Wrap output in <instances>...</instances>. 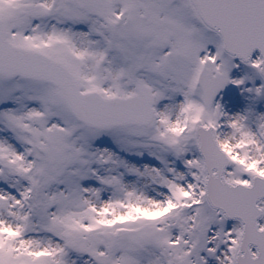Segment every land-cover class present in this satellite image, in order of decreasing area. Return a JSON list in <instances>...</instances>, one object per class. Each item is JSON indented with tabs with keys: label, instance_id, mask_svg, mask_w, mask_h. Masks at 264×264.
I'll use <instances>...</instances> for the list:
<instances>
[{
	"label": "snow or ice",
	"instance_id": "obj_1",
	"mask_svg": "<svg viewBox=\"0 0 264 264\" xmlns=\"http://www.w3.org/2000/svg\"><path fill=\"white\" fill-rule=\"evenodd\" d=\"M236 58L264 97V0H0V264H264Z\"/></svg>",
	"mask_w": 264,
	"mask_h": 264
},
{
	"label": "rangeland",
	"instance_id": "obj_2",
	"mask_svg": "<svg viewBox=\"0 0 264 264\" xmlns=\"http://www.w3.org/2000/svg\"><path fill=\"white\" fill-rule=\"evenodd\" d=\"M209 50H210L211 54H213L215 52L214 47H212L211 45L209 46ZM233 63L239 65L238 63H236L234 61H233ZM245 77H248V79H246L245 83L243 85H241L240 87H236L232 84L227 85L222 90V92L216 97V102H220L221 100H224L226 98V96H228V95H234L236 99L242 98V100L244 101L245 106L247 107L248 110L251 109V111H253L254 113L261 114L260 113L261 108L264 110V97L254 99L250 93L245 91V89L259 87L262 82L258 78L254 77L253 73L246 66L239 65L238 68L233 69L229 73V78L233 79V80L234 79L240 80V79H243ZM176 99L178 102L182 98L177 97ZM255 109L257 111H255ZM263 110H262V112H264ZM145 160H147V158H145ZM134 162L141 163V161H136V160H134ZM177 167H178V169L183 170L180 167L179 162H177Z\"/></svg>",
	"mask_w": 264,
	"mask_h": 264
},
{
	"label": "bare ground",
	"instance_id": "obj_3",
	"mask_svg": "<svg viewBox=\"0 0 264 264\" xmlns=\"http://www.w3.org/2000/svg\"><path fill=\"white\" fill-rule=\"evenodd\" d=\"M218 103L221 105L223 111L229 116L237 115V114H243L245 111H248V109L245 106V103L242 100V98L236 99L234 95H228V96H226V98L224 100H221ZM249 110H251V109H249ZM262 110L263 109L261 108L260 113L264 114V112H262ZM255 111H257V110L255 109Z\"/></svg>",
	"mask_w": 264,
	"mask_h": 264
},
{
	"label": "water",
	"instance_id": "obj_4",
	"mask_svg": "<svg viewBox=\"0 0 264 264\" xmlns=\"http://www.w3.org/2000/svg\"><path fill=\"white\" fill-rule=\"evenodd\" d=\"M258 51V50H257ZM255 58V57H254Z\"/></svg>",
	"mask_w": 264,
	"mask_h": 264
}]
</instances>
